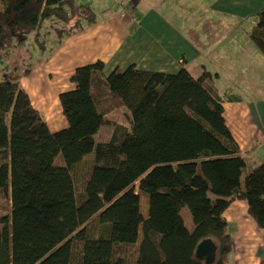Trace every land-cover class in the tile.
<instances>
[{
  "label": "trees",
  "instance_id": "trees-1",
  "mask_svg": "<svg viewBox=\"0 0 264 264\" xmlns=\"http://www.w3.org/2000/svg\"><path fill=\"white\" fill-rule=\"evenodd\" d=\"M256 19L250 36L264 53V9ZM97 22L90 1L0 0V264H205L195 253L206 239L218 246L213 264H227L235 201L264 229V162L248 167L241 154L224 104L242 99L219 93L218 74L203 63L196 78L185 61L173 74L80 66L60 94L59 131L23 88L40 58ZM117 107L128 124L111 119ZM78 166L82 190L68 206L65 176ZM35 245L47 250L38 262Z\"/></svg>",
  "mask_w": 264,
  "mask_h": 264
},
{
  "label": "crops",
  "instance_id": "crops-1",
  "mask_svg": "<svg viewBox=\"0 0 264 264\" xmlns=\"http://www.w3.org/2000/svg\"><path fill=\"white\" fill-rule=\"evenodd\" d=\"M105 4L107 7L101 3L102 16L97 15L96 24L67 38L49 58H40L31 74L21 80L52 131L68 125L60 94L74 89L71 77L78 67L101 60L105 75L131 65L173 74L185 61L186 69L198 78L204 61L194 54L222 41L219 23L223 20L212 14L252 18L256 24L257 14L264 9V0H108ZM209 25L212 27L207 28ZM205 38L211 41L205 44ZM224 108L226 123L243 156L264 146V131L253 121L256 115L250 107L230 102ZM226 218L239 264H263L264 229L250 217L247 203L235 201Z\"/></svg>",
  "mask_w": 264,
  "mask_h": 264
},
{
  "label": "rangeland",
  "instance_id": "rangeland-1",
  "mask_svg": "<svg viewBox=\"0 0 264 264\" xmlns=\"http://www.w3.org/2000/svg\"><path fill=\"white\" fill-rule=\"evenodd\" d=\"M79 1H90L97 11V15L102 16L101 3L107 7L105 3L108 0H104L102 2L99 0ZM212 15H214V18H216L215 16H221V19L223 20V22L219 23L221 26L220 32H222V41L219 42L216 47L210 45L209 47L199 48L201 52L197 53V55L195 53L194 55L197 60V57L202 58L209 71H211L214 75H219V78L215 79L217 80L216 84L219 89V93L221 95L229 93V95L231 94L241 97L242 101L239 102H242L244 105L251 108L253 114L256 115L253 121H258L260 123L259 127L264 131V53L261 49L260 42L254 40L250 36L255 22L252 18L238 19L233 14L219 15V13H213ZM206 27L209 28L212 27V25ZM31 40L32 35L30 36L29 41ZM209 41H211L210 38L204 39L205 44ZM30 45V53L33 54L34 45H32V43H30ZM21 55H23V52L18 58L20 61L21 59L23 60ZM18 59L15 58L12 60V65H19L20 62ZM232 109L236 110V107H232ZM110 116L115 122L128 124V120L123 114L122 107H117V109L111 112ZM231 126L235 125L232 124ZM110 129V126L103 127L100 133L96 136L97 140L107 141L110 137ZM88 158H92V156H89ZM246 159L248 167H255L258 163L262 164L264 162V146H258L251 153H247ZM64 183L65 203L68 206H73L76 193L82 190V178L80 176L79 166L74 168L72 174L65 176ZM147 209L148 199L143 196L141 200V210L145 215L148 212ZM182 215L186 226L191 228L193 221L187 207L183 208ZM96 227V221L88 224L90 236H92L95 232ZM46 254V249L39 245L34 246L35 262H38ZM227 264H239L235 248L229 255Z\"/></svg>",
  "mask_w": 264,
  "mask_h": 264
},
{
  "label": "water",
  "instance_id": "water-1",
  "mask_svg": "<svg viewBox=\"0 0 264 264\" xmlns=\"http://www.w3.org/2000/svg\"><path fill=\"white\" fill-rule=\"evenodd\" d=\"M218 246L212 239L202 241L196 249V257L205 264H213L217 259Z\"/></svg>",
  "mask_w": 264,
  "mask_h": 264
}]
</instances>
